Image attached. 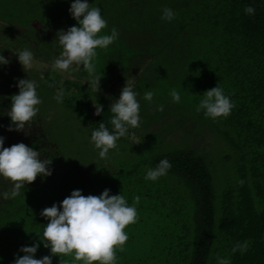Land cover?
Listing matches in <instances>:
<instances>
[{
    "label": "trees",
    "instance_id": "16d2710c",
    "mask_svg": "<svg viewBox=\"0 0 264 264\" xmlns=\"http://www.w3.org/2000/svg\"><path fill=\"white\" fill-rule=\"evenodd\" d=\"M72 2L0 0V33L21 28L24 39L33 41L29 47L36 51L37 59L52 61L62 51L56 33L78 26L68 11ZM88 3L98 6L107 21L102 34H110L114 27L119 37L106 50L97 49V72L103 74L99 92L103 94L86 89L74 111L94 129L104 123L111 131L106 87L120 83L130 71L143 70L152 74L154 81L176 78L177 91L183 94V102L188 100L187 106H193L200 127L226 141L234 167L230 175L224 174L221 182H215L204 158L188 148L155 153L149 162H145L146 151L111 169L93 165L84 171L45 134H37L36 124L26 125L23 131L13 132H25L24 144L39 151L41 159L52 160V174L38 176L25 185L20 196L7 200L2 194L11 191L13 184L0 177V264H13L15 256L23 255L19 252L22 246L39 243L38 235L48 223L40 215L44 208L53 203L59 206L74 190L98 196L105 189L110 195H124L129 206L135 196L140 197L138 219L124 230L129 239L123 251H117V264H217V256L228 258L230 264H264V0ZM246 6H252L255 14H246ZM165 7L177 14L170 22L161 19ZM78 67L88 81L83 66ZM121 74L125 76L120 78ZM19 79L25 78L12 62L0 65V136L5 138L4 147L20 143L15 139L10 142L7 130L11 124L7 116L10 97L18 93L15 85ZM217 83L235 107L227 118L213 121L196 107L203 93ZM51 85L47 86L55 92L57 83ZM61 88L67 105L70 99L66 93L71 88L81 90L71 80H65ZM90 98L103 106L101 115L83 111ZM162 159L172 165L167 175L157 181L145 180L147 169L155 168ZM244 242L249 244L247 251H232ZM50 254L40 243L34 258ZM63 259L71 264V256ZM59 260L53 256L52 264H59Z\"/></svg>",
    "mask_w": 264,
    "mask_h": 264
},
{
    "label": "clouds",
    "instance_id": "9594fccd",
    "mask_svg": "<svg viewBox=\"0 0 264 264\" xmlns=\"http://www.w3.org/2000/svg\"><path fill=\"white\" fill-rule=\"evenodd\" d=\"M68 11L78 26H71L67 31L61 29L56 33L62 51L51 68L53 71L70 72L73 65H82L88 74V82L93 92L97 93L101 90L99 85L103 75L102 72H97V49L106 50L118 39L119 33L113 27L110 34H102L108 26L107 21L101 15L100 8L89 4L88 0H73ZM244 11L249 15L255 14L252 6H246ZM162 13L161 19L169 22L177 15L168 7L163 8ZM16 55L25 72L32 69L34 63H38L33 52L27 48ZM9 63V59L0 55V65ZM15 86L19 91L10 97L11 104L7 116L11 124L7 130L23 131L37 116L38 106L42 101L37 94L38 84L35 80L19 79ZM137 95L131 84H125L119 99L109 106L112 130L110 131L104 123H99L98 128L92 131L91 143L99 150L101 159H107L109 151L118 148L117 141L126 136L129 128L140 126V103ZM153 96V91H145L143 99L151 102ZM169 96L174 103H180L181 95L175 88L170 90ZM63 97L64 90L61 88L53 99L62 103ZM234 107L230 95H226L217 83L215 87L203 93L196 111H203L205 118L216 121L219 118H227ZM95 108L94 114L101 115L103 106L96 104ZM156 110L163 111L164 106L159 105ZM4 139L0 136V177L13 184L11 191L2 194L7 200L20 196L25 185L34 182L38 176H50L52 173L49 165L52 160L41 159L39 151L24 143L4 147ZM171 167L167 159H162L155 168L147 169L144 179L157 181L167 175ZM109 192V189H105L98 196H85L80 190H74L59 206L53 203L51 207L44 208L40 215L48 223L44 226L42 235H38L39 243L22 246L19 252L23 255L15 256L13 264H52L53 256L60 258L59 264H68L63 259L67 256H71V264H117V251H123V246L129 239L124 230L138 219L136 205L139 204L140 197L135 196L133 204L129 206L124 195H110ZM40 243L49 249L51 254L36 259L35 253ZM248 247V242L237 243L232 251L239 250L243 253ZM217 264H230V260L217 256Z\"/></svg>",
    "mask_w": 264,
    "mask_h": 264
},
{
    "label": "rangeland",
    "instance_id": "374dc122",
    "mask_svg": "<svg viewBox=\"0 0 264 264\" xmlns=\"http://www.w3.org/2000/svg\"><path fill=\"white\" fill-rule=\"evenodd\" d=\"M21 31L22 29L16 26L13 32H7L6 35L3 32L0 33V54L9 59L14 67L21 70L25 79L35 80L38 84L36 91L42 102L38 106L39 112L32 122V125L36 124L37 134L42 136L45 134L47 138L55 142L62 154L81 170L87 171L93 165L96 169H111L123 161L135 160L137 156H142L146 151L149 152V155L145 162H149L152 159L151 155L153 156L155 153L183 151L189 148L204 158L215 182H221L224 174L230 175L229 171L234 165H232V153L226 141L212 136L211 130L210 132L208 129L200 127L197 118L194 117L193 106L186 105L188 100L183 102V94L178 104L174 103L169 96L171 89H178V80L175 78L154 81L152 74L145 73L143 70L130 71L127 73L126 79H121L118 84L113 83L109 88L106 87L107 100L111 105L114 100L119 99L125 84L132 85L133 90L138 93L137 99L140 103V126L129 128V134L117 141L118 148L110 150L107 159H101L99 150L91 143V133L95 129L84 122L80 114L74 111L79 98L83 96L82 93L86 89H91V85L84 76L79 74L78 66L73 65V70L70 72L53 71L51 65L55 59L47 62L38 60L36 51H32V48L29 47L33 41L24 39L25 33ZM25 48L33 52L35 60L38 62L34 63L33 68L26 72L16 55ZM119 76L122 78L125 74ZM65 80L75 81L81 88L79 92L71 88L66 93L70 99L69 105L64 102L57 103L53 99ZM51 83H57L55 92H52L47 86ZM185 87L186 81L184 82ZM145 91L154 92L151 102L143 99ZM99 94L102 95L103 92H99ZM96 104V100L90 98L88 104L83 107V111L94 116ZM159 105L164 106L163 111L156 110ZM10 133L12 136V138L9 137L10 142L12 139L20 143L27 142L25 132L18 134L10 131ZM147 139H150L149 143H145ZM151 142L152 145H150Z\"/></svg>",
    "mask_w": 264,
    "mask_h": 264
},
{
    "label": "crops",
    "instance_id": "0c3cea01",
    "mask_svg": "<svg viewBox=\"0 0 264 264\" xmlns=\"http://www.w3.org/2000/svg\"><path fill=\"white\" fill-rule=\"evenodd\" d=\"M127 135H128V133H127Z\"/></svg>",
    "mask_w": 264,
    "mask_h": 264
}]
</instances>
